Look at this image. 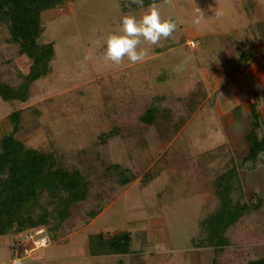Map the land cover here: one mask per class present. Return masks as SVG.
Listing matches in <instances>:
<instances>
[{"label": "rangeland", "instance_id": "obj_1", "mask_svg": "<svg viewBox=\"0 0 264 264\" xmlns=\"http://www.w3.org/2000/svg\"><path fill=\"white\" fill-rule=\"evenodd\" d=\"M136 3L73 0L41 14L43 31L38 43L53 45L51 72L31 86L26 102L0 98V138L11 131L7 116L20 111L24 124L32 129L26 145L52 152L68 170L77 169L88 183V193L84 201L69 208L59 226L44 196L41 203L50 214L47 226L0 237V260L7 261L16 248L23 258L39 251L38 257L53 260L48 264H127L130 254L146 258L149 264H178V257L186 264H210V247L198 244L199 223L217 208V202L210 197L205 200V191L196 184L197 155L222 143L231 155L243 154L249 115L248 109L236 108L231 124L217 116L214 102L220 90L214 79L229 75L252 55L259 53L257 58L262 59L264 43L246 33L248 23L237 0H142L139 8ZM145 4H155L162 18L175 22L172 36L157 45L142 42L140 46L147 50L143 61L106 62L103 48L92 42L118 32L122 16H142ZM197 9L202 18L194 24ZM7 39V27L0 25L1 77L11 76L18 83L29 61ZM197 81L207 88L211 106L201 110L185 129L188 151L173 139L162 140L151 129L143 134L136 117L148 104L155 98L162 106L174 103L186 85ZM253 90L260 92L256 86ZM261 108L258 102L264 126ZM112 126L121 127L123 133L101 143L99 136ZM180 148L181 155L175 156ZM257 160L258 166L237 167L230 186L236 200L246 199L249 187L257 185L264 207V152ZM234 162L240 164L236 157ZM116 167L135 180L120 185ZM214 167H219V161ZM147 172L152 173L150 180H145ZM187 177L192 179L190 189L184 183ZM204 202L208 204L205 214L200 211ZM248 220L263 235L262 241L250 238V257L255 258L264 250V212L251 214ZM120 232L130 234L132 253L89 256L90 236Z\"/></svg>", "mask_w": 264, "mask_h": 264}, {"label": "trees", "instance_id": "obj_2", "mask_svg": "<svg viewBox=\"0 0 264 264\" xmlns=\"http://www.w3.org/2000/svg\"><path fill=\"white\" fill-rule=\"evenodd\" d=\"M71 1L73 0H0V25L7 27V41L17 47L19 56H24L29 61L28 70L19 75L18 83L11 76L2 78L0 72V98L3 101L26 102L31 86L49 75L54 50L52 43H38L43 31L41 14L65 7ZM237 2L248 23L246 33L264 43V0ZM136 5L139 8L140 3ZM147 7V4L142 6V9H146L143 13L147 11ZM138 17L137 19L141 16ZM185 89L171 104L162 106L157 104L160 100L155 98L136 117V123L143 134L151 129L162 140L173 139L177 146L184 145L185 148H182L188 151L185 146V129L201 110L211 106V101L207 88L200 81L186 85ZM247 109L249 115L248 129L243 134L246 144L244 153L234 152L231 155L226 144L222 143L199 153L197 158L200 161H195V170L199 175L196 184L205 191V200L210 197L217 202V208L199 223L198 244L210 247V264H264V250L260 256L250 257L253 255L250 238L254 237L258 241L263 239L261 231L248 220L251 214L254 216L260 211L264 212L259 189L253 184L248 189L246 199L241 197L235 200L230 186L237 177V167L248 163L252 166L260 165L257 157L264 152V127L254 100L247 101ZM21 116L20 111H13L7 116L11 131L0 138V237L47 226L50 214L41 203L44 196L48 199V205L52 204L54 216L51 217L58 218L56 221L59 226L66 219L69 208L84 201L88 193V183L77 169L68 170L57 161L52 152L26 145L32 129L24 124ZM122 133L121 127L112 126L109 132L99 136L100 142L104 143ZM178 151L180 153L175 156L181 155V148ZM235 157L240 160L238 166L235 165ZM218 161L219 167L215 168L214 164ZM201 166L205 168V175ZM115 170L120 185H127L135 180L134 175H126L127 171H122L119 167ZM146 175L145 180H150L152 173L147 172ZM189 181L192 179L185 178L184 183L188 189ZM205 206L208 204L204 202L200 210L204 214ZM249 225L251 229L247 228ZM88 252L89 256L128 255L132 253L131 236L128 232L107 237H103L102 233L90 236ZM145 259L140 255L130 254L127 264H149ZM166 261L167 257L164 262ZM178 264H186V261L178 257Z\"/></svg>", "mask_w": 264, "mask_h": 264}, {"label": "clouds", "instance_id": "obj_3", "mask_svg": "<svg viewBox=\"0 0 264 264\" xmlns=\"http://www.w3.org/2000/svg\"><path fill=\"white\" fill-rule=\"evenodd\" d=\"M142 3V0H136ZM199 15L193 19L194 24H199L202 13L197 9ZM118 32L110 33L103 40H94L96 47H102V56L106 62L119 65L122 59L135 64L143 61L146 49L141 43L157 45L161 40L168 39L176 29V24L171 19L161 17L155 4H150L148 10L137 19L132 15H124L119 21Z\"/></svg>", "mask_w": 264, "mask_h": 264}, {"label": "crops", "instance_id": "obj_4", "mask_svg": "<svg viewBox=\"0 0 264 264\" xmlns=\"http://www.w3.org/2000/svg\"><path fill=\"white\" fill-rule=\"evenodd\" d=\"M257 56H259V53L246 58L244 65L239 66L224 78L215 77L214 79L218 83L217 89L220 90L214 102L215 113H217V116L225 117L229 124L234 123L231 112L240 107L247 110V101L254 100L257 105L259 102L261 109L264 110V55L262 59L257 58ZM254 86L260 92L255 91L257 93H254ZM258 111L261 121L262 114L260 109ZM38 255L40 256L39 251L33 253L29 258H23L18 255L17 249L14 248L13 252H9L8 260H0V264H48L53 261H51V258L38 257Z\"/></svg>", "mask_w": 264, "mask_h": 264}, {"label": "built area", "instance_id": "obj_5", "mask_svg": "<svg viewBox=\"0 0 264 264\" xmlns=\"http://www.w3.org/2000/svg\"><path fill=\"white\" fill-rule=\"evenodd\" d=\"M188 45L192 48V47H194V42L190 41Z\"/></svg>", "mask_w": 264, "mask_h": 264}]
</instances>
